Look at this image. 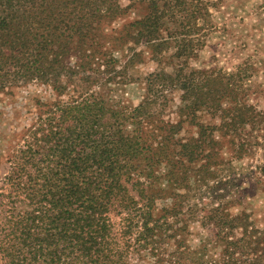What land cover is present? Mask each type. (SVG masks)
Listing matches in <instances>:
<instances>
[{"label": "trees", "instance_id": "obj_1", "mask_svg": "<svg viewBox=\"0 0 264 264\" xmlns=\"http://www.w3.org/2000/svg\"><path fill=\"white\" fill-rule=\"evenodd\" d=\"M125 1L0 0V106L30 86L49 95L3 156L0 264H203L181 237L195 214L223 245L218 264H264L246 214L183 209L222 152L264 177V111L235 74L189 63L207 2ZM131 80L145 89L135 106L100 92Z\"/></svg>", "mask_w": 264, "mask_h": 264}, {"label": "rangeland", "instance_id": "obj_2", "mask_svg": "<svg viewBox=\"0 0 264 264\" xmlns=\"http://www.w3.org/2000/svg\"><path fill=\"white\" fill-rule=\"evenodd\" d=\"M205 1L210 16L204 22L200 20V23H204L203 42L196 56L189 60L190 65L195 69L235 74L242 86L243 97L255 108L264 111V0ZM121 3L126 4V1L121 0ZM136 15L135 10L128 12V17L134 18ZM152 67V63L146 62L130 70V73L142 75ZM144 91L141 80L111 83L100 90L111 103L127 107L140 103ZM173 95L177 99V92ZM48 96L42 87L30 86L15 93L13 99L0 106V167L3 156L10 150L21 128L31 124L35 101L47 99ZM188 131L193 133L192 130ZM218 159L222 161L216 165L217 171L207 180V184L197 186L191 182L193 195L184 202L183 209L193 205L214 206L222 201L230 214L247 215L250 226L260 232L264 245V177L251 175L250 169L255 160L250 157L230 158L225 152ZM208 189H213L218 198L210 199ZM199 220L198 214L192 215L181 237L191 248L192 257L203 264H218L222 260L223 245L212 241ZM132 264L140 263L133 260Z\"/></svg>", "mask_w": 264, "mask_h": 264}]
</instances>
